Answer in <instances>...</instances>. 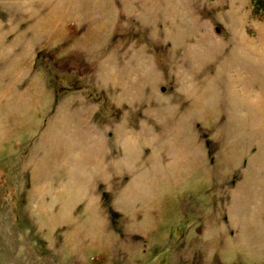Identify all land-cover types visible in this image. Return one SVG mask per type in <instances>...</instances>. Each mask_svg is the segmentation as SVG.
Here are the masks:
<instances>
[{
	"label": "rangeland",
	"instance_id": "374dc122",
	"mask_svg": "<svg viewBox=\"0 0 264 264\" xmlns=\"http://www.w3.org/2000/svg\"><path fill=\"white\" fill-rule=\"evenodd\" d=\"M0 264H264V0H0Z\"/></svg>",
	"mask_w": 264,
	"mask_h": 264
}]
</instances>
